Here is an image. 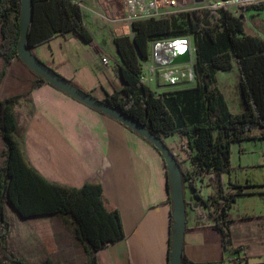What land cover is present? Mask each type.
Wrapping results in <instances>:
<instances>
[{
	"label": "crops",
	"instance_id": "1",
	"mask_svg": "<svg viewBox=\"0 0 264 264\" xmlns=\"http://www.w3.org/2000/svg\"><path fill=\"white\" fill-rule=\"evenodd\" d=\"M239 15L246 32L264 42V12L249 5ZM83 24L91 35L90 42L85 43L69 33L54 36L34 47L31 53L80 90L103 100L116 88V66L120 59L113 39L120 36L112 35L108 28L95 22ZM102 57L107 58V65L101 63ZM94 62L100 65V71L94 69ZM3 70L0 100L22 95L15 106L23 122L17 141L27 165L51 184L69 188L98 184L106 202L119 214L124 237L98 250L97 263L169 264L173 235L171 202L166 169L159 153L120 123L56 88L47 84L32 88L35 78L19 59L14 58L4 68L0 58V73ZM226 77L223 83L228 82L232 87V77ZM227 96L233 99L235 93L231 91ZM239 101V108L234 104L236 113L243 110V102ZM261 134V130L252 133L254 137ZM233 149L241 160L244 156L241 144L231 145L230 160ZM2 155L0 138V167L4 161ZM207 192L206 188L205 195ZM198 194L205 200L206 196L199 190ZM184 201L182 253L186 264H225L228 253L235 248L242 250L246 264H264V193L235 199L228 215L231 223L225 250L220 234L211 228L214 221L209 210L212 208L207 210L200 205L191 191ZM7 207L16 224L14 229L9 222L7 240L14 257L29 264H42L46 259L52 264H85L87 254L74 237L69 217L22 219Z\"/></svg>",
	"mask_w": 264,
	"mask_h": 264
},
{
	"label": "trees",
	"instance_id": "2",
	"mask_svg": "<svg viewBox=\"0 0 264 264\" xmlns=\"http://www.w3.org/2000/svg\"><path fill=\"white\" fill-rule=\"evenodd\" d=\"M32 2L33 15L26 41L30 52L54 36L69 33L85 43L91 41V35L83 24L81 10L71 0ZM19 8L20 0H0V58L4 68L14 58L18 59ZM209 17L212 24L201 20L194 22L184 15L182 21L187 29L162 19L134 22L132 37L113 39L120 59L116 73L121 87L107 94L102 101L157 137L176 135L184 139L181 149L188 153L190 168H183L182 162L178 161L183 191L185 187L190 189L200 205L207 210L212 208V211L209 210L214 221L211 228L220 234L225 250L229 244L228 227L231 223L228 215L235 199L264 193L245 192V189L252 187L248 184L240 186L228 182L225 187L223 182V177L232 170L231 145L264 139V42L246 32L242 20L232 16L225 8L211 12ZM188 33L193 37L194 73L198 88L154 94L139 80V59L146 58L150 41L188 36ZM232 63L238 72L243 102V110L235 114L228 110L215 78L217 71L230 70ZM3 73L4 70L0 73V79ZM32 74L35 78L32 88L49 85ZM21 97L16 95L0 100V138L4 157L0 167V264H29L9 252L7 240L11 226L5 216V205H9L22 219L54 215L69 217L74 237L87 254L85 264H98L95 253L124 237L119 214L106 202L98 184H85L81 188L51 184L27 165L17 141L23 131V122L15 106ZM255 128L262 131L260 137L252 135ZM204 176L208 177L206 187L209 191L202 200L194 181ZM229 189L233 192H228ZM170 223L175 232L171 217ZM231 252L237 259L236 264H246L240 248ZM47 253L50 251L47 250ZM186 263L182 253L181 264ZM42 264L52 262L46 259Z\"/></svg>",
	"mask_w": 264,
	"mask_h": 264
},
{
	"label": "rangeland",
	"instance_id": "3",
	"mask_svg": "<svg viewBox=\"0 0 264 264\" xmlns=\"http://www.w3.org/2000/svg\"><path fill=\"white\" fill-rule=\"evenodd\" d=\"M234 1L235 0H181L176 11H172L160 19L171 21L172 23L181 26L183 29H187V26L183 24L182 21L184 15L191 17L194 22L201 20L203 23L208 22V24H212V18L209 17V14L211 12H218L221 8H225L230 14H233L240 20L241 17L239 13L244 10V7L249 5L254 9L256 8L258 11L261 10L264 12V0H246V2L243 4H241V2L235 3ZM241 7H243V9ZM119 9L120 6L118 0H85L82 2L81 7L83 22L86 24H90V22L101 24V26L108 28L112 35L115 36L132 37L134 31L127 24V22L122 20L120 15L121 11ZM187 35L193 41L192 34L188 33ZM93 65L96 71H100V65L98 63L94 62ZM103 70H105V68H103ZM227 75L231 76L233 79L232 87L228 85V82L223 83L227 78ZM215 78L217 81V89L222 94L224 102L226 105H228L227 107H229L231 113L235 114L236 112H234V104H238L239 108V100L242 101L239 89L238 72L236 70L235 64L232 63V67L228 71H217ZM118 82L120 81H118V79L115 77V91L120 89ZM190 88H198L197 79L195 80V83L189 87L177 88L174 90L178 91ZM231 91L232 93H235L233 99H229L225 94L228 92L231 95ZM259 131L260 129L255 128L252 133L256 134ZM162 139L168 149L178 159V161L182 162V167L185 169L190 168L188 153L181 149V143L184 142V139H181L176 135L162 137ZM240 144L244 156L241 158V160L238 159L236 157V151L233 149L234 155L230 160L232 170L230 171L229 175H225L223 177L225 187H227L228 182H230L236 183L240 186H245L247 184L252 186L251 188L245 189V192L264 191V139L247 140ZM207 181V176L200 177L194 181L196 188L203 194L204 197L206 196L205 189L207 188ZM207 190L209 191L208 188ZM183 193L184 200H186L188 194H190V189L185 187ZM244 198L245 200H248L247 198L251 197ZM7 206L8 205H6V218L12 223L13 228L15 229V220L10 216Z\"/></svg>",
	"mask_w": 264,
	"mask_h": 264
},
{
	"label": "water",
	"instance_id": "4",
	"mask_svg": "<svg viewBox=\"0 0 264 264\" xmlns=\"http://www.w3.org/2000/svg\"><path fill=\"white\" fill-rule=\"evenodd\" d=\"M32 15V0H20L18 15L19 38L16 46L17 58L20 62L35 75L42 78L44 82L83 105L115 120L140 138L145 139L157 150L163 159L167 174L168 194L172 204L170 216L175 223V232H173L172 235V245L170 248L169 264H181L186 211L183 195V180L178 165V159L168 149L162 138L155 136L152 132L121 114L116 109L110 107L102 100L94 99L86 92L73 86L53 69L35 58L26 46Z\"/></svg>",
	"mask_w": 264,
	"mask_h": 264
},
{
	"label": "built area",
	"instance_id": "5",
	"mask_svg": "<svg viewBox=\"0 0 264 264\" xmlns=\"http://www.w3.org/2000/svg\"><path fill=\"white\" fill-rule=\"evenodd\" d=\"M85 0H71L81 10ZM121 18L131 27L136 21L160 19L178 9L181 0H118ZM258 1V0H257ZM260 1V0H259ZM245 3L246 0H235ZM243 9V7H241ZM101 63L108 64L102 57ZM195 51L189 36L154 39L148 44L145 59H139L141 84L154 94L186 88L195 83ZM229 252L225 264H236Z\"/></svg>",
	"mask_w": 264,
	"mask_h": 264
},
{
	"label": "bare ground",
	"instance_id": "6",
	"mask_svg": "<svg viewBox=\"0 0 264 264\" xmlns=\"http://www.w3.org/2000/svg\"><path fill=\"white\" fill-rule=\"evenodd\" d=\"M224 87V86H223ZM228 90V89H227ZM225 93V92H224ZM226 95H230L228 92L225 93Z\"/></svg>",
	"mask_w": 264,
	"mask_h": 264
}]
</instances>
